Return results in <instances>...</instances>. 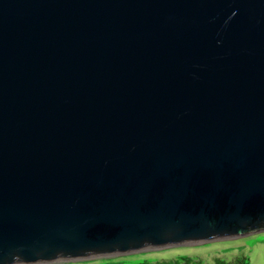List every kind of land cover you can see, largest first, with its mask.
<instances>
[{
  "label": "water",
  "instance_id": "95a60500",
  "mask_svg": "<svg viewBox=\"0 0 264 264\" xmlns=\"http://www.w3.org/2000/svg\"><path fill=\"white\" fill-rule=\"evenodd\" d=\"M264 232V0H0V264Z\"/></svg>",
  "mask_w": 264,
  "mask_h": 264
},
{
  "label": "rangeland",
  "instance_id": "374dc122",
  "mask_svg": "<svg viewBox=\"0 0 264 264\" xmlns=\"http://www.w3.org/2000/svg\"><path fill=\"white\" fill-rule=\"evenodd\" d=\"M182 257L199 259L203 264H214L215 259L229 262L235 258H245L249 264H264V232L239 239L210 242L197 246L173 247L111 258L57 264H139Z\"/></svg>",
  "mask_w": 264,
  "mask_h": 264
},
{
  "label": "trees",
  "instance_id": "16d2710c",
  "mask_svg": "<svg viewBox=\"0 0 264 264\" xmlns=\"http://www.w3.org/2000/svg\"><path fill=\"white\" fill-rule=\"evenodd\" d=\"M139 264H203L199 259H191L188 257L177 258L174 260H161L157 262H141ZM214 264H249L245 258H235L229 262L215 259Z\"/></svg>",
  "mask_w": 264,
  "mask_h": 264
}]
</instances>
